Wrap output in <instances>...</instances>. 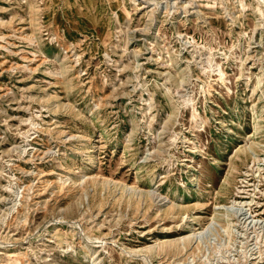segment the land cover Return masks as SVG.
<instances>
[{
    "label": "rangeland",
    "instance_id": "rangeland-1",
    "mask_svg": "<svg viewBox=\"0 0 264 264\" xmlns=\"http://www.w3.org/2000/svg\"><path fill=\"white\" fill-rule=\"evenodd\" d=\"M260 2L0 0V264H264Z\"/></svg>",
    "mask_w": 264,
    "mask_h": 264
},
{
    "label": "bare ground",
    "instance_id": "bare-ground-1",
    "mask_svg": "<svg viewBox=\"0 0 264 264\" xmlns=\"http://www.w3.org/2000/svg\"><path fill=\"white\" fill-rule=\"evenodd\" d=\"M261 2H262V4L264 3V0H260ZM260 2V3H261ZM193 235L192 234H190L189 236H187V237H185V238H191ZM183 239H184V237H183ZM140 250H142V248H140V249H137L136 251H140Z\"/></svg>",
    "mask_w": 264,
    "mask_h": 264
}]
</instances>
